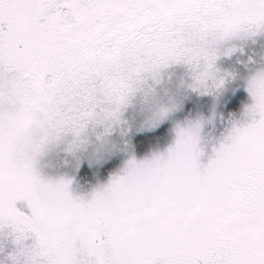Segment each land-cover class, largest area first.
<instances>
[{
	"label": "snow or ice",
	"instance_id": "1",
	"mask_svg": "<svg viewBox=\"0 0 264 264\" xmlns=\"http://www.w3.org/2000/svg\"><path fill=\"white\" fill-rule=\"evenodd\" d=\"M0 264H264V0H0Z\"/></svg>",
	"mask_w": 264,
	"mask_h": 264
}]
</instances>
